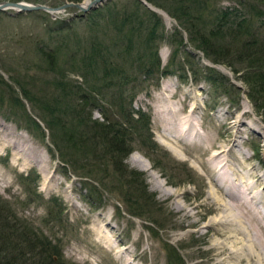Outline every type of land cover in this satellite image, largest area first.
I'll return each mask as SVG.
<instances>
[{
  "label": "rangeland",
  "instance_id": "rangeland-1",
  "mask_svg": "<svg viewBox=\"0 0 264 264\" xmlns=\"http://www.w3.org/2000/svg\"><path fill=\"white\" fill-rule=\"evenodd\" d=\"M6 1L52 7L65 2ZM133 1L108 0L99 7L109 4L123 13L125 8L130 11ZM144 1L146 8L164 20L167 33L182 30L165 9ZM216 1L225 7L235 0ZM34 12H0V207L9 211L11 224H20L15 225L19 236L24 234L37 245L45 259L59 260L56 264H178L179 258L181 264H261L258 257L250 258L246 237L231 232L235 225L216 222L228 213L216 197L231 200L217 180L223 173L230 180L241 179L243 188L252 186L248 191L255 197L252 206L264 218V121L254 111L244 92L246 85L237 74L191 46L185 30L179 36L188 43L185 48L179 50V45L163 40L159 48L163 65H169L172 50L177 51L172 57L175 64L168 67L172 73L161 77L158 84L155 79L144 82L131 103L133 109L150 116L156 149L132 143L129 154L116 164L114 160H91L93 156L87 160L72 155L63 161L53 151L49 131L46 129L44 137L27 123L28 112L44 126L30 101L23 99V92L30 90L42 98L54 91L53 80L60 81L69 65H59L60 61L57 72L51 73L42 51L60 46L59 41L68 34L84 36L89 19L82 20V12L74 8L55 15ZM57 19L72 28L54 31ZM62 52L60 57H64ZM209 68L216 70V77L224 75L230 82L222 76V83L220 77L217 84L206 80ZM68 77L74 83L82 80L74 73ZM109 96L104 92L98 103L107 107ZM128 103L125 100L122 109L130 108ZM115 111V117L124 121L122 110ZM92 116L103 120L97 109ZM223 148L226 164L217 170L221 161L214 160L213 154ZM135 157L150 169L134 164ZM122 164L143 174L148 193L155 196L148 200L149 205L147 196L145 200L134 198L130 189L135 190L142 181L122 172ZM158 181L163 183L161 188L155 186ZM128 192L130 204L124 197ZM129 205L131 209L140 207L141 214L130 213ZM98 229L105 231L110 243L99 240Z\"/></svg>",
  "mask_w": 264,
  "mask_h": 264
},
{
  "label": "trees",
  "instance_id": "trees-1",
  "mask_svg": "<svg viewBox=\"0 0 264 264\" xmlns=\"http://www.w3.org/2000/svg\"><path fill=\"white\" fill-rule=\"evenodd\" d=\"M147 1L175 17L182 30L167 33L161 16L146 8L141 0H134L130 11L125 8L126 11L121 13L108 4L92 10L84 19L81 16L82 20L89 19L84 36L68 34L59 41L60 46L42 51L51 73L57 72L60 61L59 65H69V68L64 66L60 81L53 80L54 91L48 96L38 98L30 90L23 92V99L30 101L44 126L28 114L25 106L22 108L27 112L26 120L31 127L40 130L44 137L47 136L46 129L49 131L53 151L61 160L66 161L72 155L87 160L93 156L91 160H114L116 164L129 154L132 143L154 148L150 116L133 109L131 103L135 91L143 87L144 82L155 79L158 84L161 77L172 73L168 67L175 64L172 57L177 51L172 50L170 64L163 65L160 44L165 40L171 46L179 45V50L181 46L185 48L188 43L179 38L184 30L191 46L201 50L214 64L230 67L245 83L244 92L264 121V0H235L234 5L225 7L218 5L216 0ZM32 14L44 16L42 12ZM96 17L99 18L92 19ZM103 20L105 22H101ZM54 24V31L72 28L60 19ZM111 32L113 35L104 41V36ZM61 51L64 57L59 56ZM69 73L82 77V80L72 82ZM216 73L209 68L206 80L217 84L218 77L220 83L223 77L230 82L224 75L216 77ZM5 85L11 94H16L9 83ZM104 92L110 95L108 108L98 103ZM17 100L21 101L19 96ZM125 100H129L131 106L127 110L122 109ZM117 108L122 110L124 121L115 117ZM96 109L103 120L93 118ZM121 168L130 177L142 181L135 190L130 189L134 191V198L145 200L147 196V204L148 200H154L155 196L147 191L142 173L130 171L123 164ZM129 192L124 195L128 204L132 197ZM0 209L3 211H0V264H56L59 261L45 259L37 245L34 246L24 234L20 237V224H11L7 208ZM140 210L138 206L133 209L130 206L129 212L139 215ZM14 233H18L15 238L12 237ZM179 259L178 264H181Z\"/></svg>",
  "mask_w": 264,
  "mask_h": 264
},
{
  "label": "bare ground",
  "instance_id": "bare-ground-1",
  "mask_svg": "<svg viewBox=\"0 0 264 264\" xmlns=\"http://www.w3.org/2000/svg\"><path fill=\"white\" fill-rule=\"evenodd\" d=\"M88 1L89 0H86L84 2V5H86ZM176 115L178 114H175V117ZM224 152L225 150L223 148L219 152L213 154L214 160L221 161V164L219 165L217 170L220 169L221 166H224L226 164V162L223 161V157H222ZM133 163L140 165L145 170L150 169V165H148V163L146 165L143 164V160H141L139 157L133 158ZM225 176L226 175L223 173L219 176V179L217 180L221 189H223L227 193V195L229 194L228 198H230L231 200L226 199V197L225 198H222L220 196L216 197V201L223 206V210L228 212L223 219H218L216 220V222L217 221L218 222L220 221L222 223L229 222L230 225H235L236 227L234 229H231V232L235 231L236 234L241 233L243 236L246 237V240L248 241L247 246H249V249L251 250L250 258L258 257V261H260L261 264H264L262 257V255H264V218L263 217L261 218L258 212L256 211L255 207L252 206V204H254L255 197H253V195L250 196L248 192L252 186L249 184V186L247 185V188L245 187L243 188L241 187L242 185H240L242 183L241 179L235 181L233 179L230 180ZM162 185L163 183L161 181H158L157 184H155L157 188L158 187L161 188ZM95 235L98 236L99 240L102 243L104 244L110 243L109 236L105 234V231L103 229H98ZM124 260L125 259H123V261Z\"/></svg>",
  "mask_w": 264,
  "mask_h": 264
},
{
  "label": "water",
  "instance_id": "water-1",
  "mask_svg": "<svg viewBox=\"0 0 264 264\" xmlns=\"http://www.w3.org/2000/svg\"><path fill=\"white\" fill-rule=\"evenodd\" d=\"M108 0H89L86 5L80 2H70L65 0L64 4L59 6H49L47 4H37V3H27L25 1H6L1 0L0 2V12H8L10 15L19 14L23 12H34V11H46L49 14L55 15V13L65 11L67 8L77 9L79 12H82L81 16H86L91 10L96 9L97 7L103 5ZM147 6V2L142 0ZM149 9H151L149 7Z\"/></svg>",
  "mask_w": 264,
  "mask_h": 264
}]
</instances>
